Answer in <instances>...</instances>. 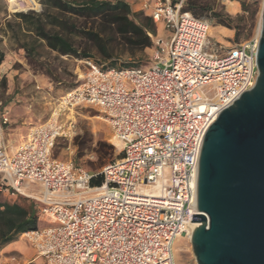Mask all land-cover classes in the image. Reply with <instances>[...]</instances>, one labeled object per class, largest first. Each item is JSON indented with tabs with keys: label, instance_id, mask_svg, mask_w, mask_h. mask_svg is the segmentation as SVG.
Returning a JSON list of instances; mask_svg holds the SVG:
<instances>
[{
	"label": "built area",
	"instance_id": "built-area-1",
	"mask_svg": "<svg viewBox=\"0 0 264 264\" xmlns=\"http://www.w3.org/2000/svg\"><path fill=\"white\" fill-rule=\"evenodd\" d=\"M134 1L168 34L156 38L151 65L86 62L82 82L12 152L0 101V195L33 200L42 206L38 220H49L20 236L35 258L9 255L6 264H175L174 242L198 214L203 136L255 85L258 38L223 47L210 42L206 18L184 9L187 0ZM82 108L99 114L120 147L119 157L96 173L53 157L58 140L76 135V121L66 114ZM98 175L101 184L92 186Z\"/></svg>",
	"mask_w": 264,
	"mask_h": 264
},
{
	"label": "rangeland",
	"instance_id": "rangeland-1",
	"mask_svg": "<svg viewBox=\"0 0 264 264\" xmlns=\"http://www.w3.org/2000/svg\"><path fill=\"white\" fill-rule=\"evenodd\" d=\"M31 1L34 5H23L20 9H13L10 7L8 0H0V53L4 56L3 62L0 64V101L2 106L5 107L9 106L15 98L22 100L23 97L37 96L36 103H29V114H35L39 119L29 127L27 124H23L25 129L27 127L30 129L32 126L45 122L50 118L59 98L82 82V78L88 70L86 62L91 61L105 67L116 68H121L124 65L148 66L154 62L157 50L156 38L163 41L168 39L163 24L155 25L156 35L153 37V46L132 55L128 47L122 43L120 37L112 35V31L106 29L99 20L78 18L73 21L81 30L98 33L102 39L109 40L106 42L105 49L110 57L105 58L102 56L96 43L80 35L73 36V45L79 53L85 51L90 55V58L61 56L48 49L42 41L36 40L29 32L18 26L19 20L14 18L15 13L30 11L39 13L42 11L41 0ZM125 1L130 5L133 12L142 13L141 5L136 6V1ZM201 1L208 6L209 10L200 17L206 18L211 26H218L229 32L221 36L220 39L213 38L209 34L211 43L219 42L221 46L228 47L257 37L264 0ZM243 5L246 11L243 10ZM214 13L221 14L224 20L229 21L231 28L222 26L218 19L214 18ZM25 45H28V48L29 45L35 47V51L30 56L22 48ZM3 80L4 85H2ZM203 92L204 94L208 93L207 90H203ZM206 96L211 97L210 95ZM16 105L18 107L15 106V110H12L11 114L21 115L26 109L23 110L20 105L26 106V103L19 102ZM72 114V116L66 114L65 118L70 116L76 121V135L72 140L60 139L57 141L53 150L54 158L64 161L70 160L75 165L98 172L102 167L119 157L120 147L117 146L116 140L114 141L110 127L98 118L99 114L97 112L89 108H82L74 110ZM25 116L26 114L17 117L18 120L13 118L9 127L14 130H5L7 140L20 139V134L26 136L28 131L25 134V129L21 128L24 122L22 117ZM100 145H105L103 150H101ZM30 190L36 193L40 192L37 186L30 187ZM1 199L8 203L15 202L29 206L34 204L37 211L42 208L33 200L18 196L6 197L1 195ZM48 223L47 218L40 216L38 220L39 227H46ZM174 248L175 264H196L188 239H176ZM35 256L34 250L29 246V260L35 258ZM34 264L45 263L37 259Z\"/></svg>",
	"mask_w": 264,
	"mask_h": 264
},
{
	"label": "water",
	"instance_id": "water-1",
	"mask_svg": "<svg viewBox=\"0 0 264 264\" xmlns=\"http://www.w3.org/2000/svg\"><path fill=\"white\" fill-rule=\"evenodd\" d=\"M253 88L206 130L190 245L196 264H264V6Z\"/></svg>",
	"mask_w": 264,
	"mask_h": 264
},
{
	"label": "trees",
	"instance_id": "trees-1",
	"mask_svg": "<svg viewBox=\"0 0 264 264\" xmlns=\"http://www.w3.org/2000/svg\"><path fill=\"white\" fill-rule=\"evenodd\" d=\"M41 4V12H19L14 14V18L19 20L20 28L61 56L90 58L85 51L79 53L73 45V36L80 35L96 43L102 56L110 57L105 49L106 42L109 40L102 39L98 33L81 30L73 21L78 18L99 20L106 29L112 31V35L120 37L132 55L153 46V37L156 35L155 24L144 12H133L124 0H41ZM184 9L196 17H200L209 10L201 0H187ZM243 10L246 11L244 5ZM213 16L222 26L231 28L230 22L224 20L221 14L214 13ZM228 33L226 29L210 25L209 34L213 38L220 39ZM27 46H22V48L30 56L35 51V47L29 45L28 48ZM3 59L4 56L0 53V64ZM131 66L124 65L121 68ZM4 84L3 80L2 85ZM104 147L105 145H100L101 150ZM101 182L102 178L98 175L91 180V185L99 186ZM38 228V215L34 204L29 206L15 202L8 203L3 201L0 195V250L17 241L22 234Z\"/></svg>",
	"mask_w": 264,
	"mask_h": 264
},
{
	"label": "crops",
	"instance_id": "crops-1",
	"mask_svg": "<svg viewBox=\"0 0 264 264\" xmlns=\"http://www.w3.org/2000/svg\"><path fill=\"white\" fill-rule=\"evenodd\" d=\"M140 2L136 1V6H139ZM37 101V96H28V97H23L22 100H20L19 98H15L14 100H12V102L10 103L9 106H5L4 109L8 111L9 114V118H10V124L9 126H11L13 118L16 119L17 117L26 114L25 117L23 118V123L21 128H24L23 124H27V126H31L35 121H37L39 119L38 116H36L35 114H29V103L33 102L36 103ZM21 102L22 104L26 103V106H22L20 105V107H22L23 110H25L24 112H22L21 115L16 114L13 115L11 114L12 110H15V106L18 107L16 105V103ZM10 112V113H9ZM11 116V117H10ZM18 120V119H16ZM5 128V130L8 131H13L14 129H10V127ZM24 128L25 129V134L27 133V131L29 130V128ZM5 130H4V143H5V147L7 149L8 152H12L14 150V148L20 143L22 142V140L25 138V135H19L20 139H10L7 140V138L5 137ZM7 136V135H6ZM16 255L19 260L21 262H28L29 261V244L25 241L22 240V238H19L18 241H15L9 245H7L6 247H4L1 251H0V264H6V257L9 255Z\"/></svg>",
	"mask_w": 264,
	"mask_h": 264
},
{
	"label": "bare ground",
	"instance_id": "bare-ground-1",
	"mask_svg": "<svg viewBox=\"0 0 264 264\" xmlns=\"http://www.w3.org/2000/svg\"><path fill=\"white\" fill-rule=\"evenodd\" d=\"M8 2L10 3V7L13 8V9H20L23 5H25V6H27V5H34L31 0H8ZM260 26H261V22L259 23L257 37H255V38H258L259 37V34H260ZM209 29H210V26H209ZM209 29H208V33H209ZM72 113L73 112H71L70 115ZM69 118H70V116H69ZM98 118H100V117H98ZM115 140L116 139L114 137V141ZM115 142H116L117 146H119L118 141L116 140ZM196 226H197V224H193V223L190 222L189 227L187 229V232L181 234L180 236H178L177 239H181V240L188 239L190 241L191 233L194 230V228H196ZM173 250H174V254H175V248L174 247H173Z\"/></svg>",
	"mask_w": 264,
	"mask_h": 264
}]
</instances>
